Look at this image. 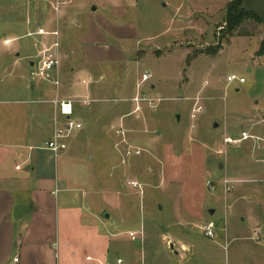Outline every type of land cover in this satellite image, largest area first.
Returning <instances> with one entry per match:
<instances>
[{"label":"rangeland","instance_id":"rangeland-1","mask_svg":"<svg viewBox=\"0 0 264 264\" xmlns=\"http://www.w3.org/2000/svg\"><path fill=\"white\" fill-rule=\"evenodd\" d=\"M52 1L0 0V40L18 38L13 46L23 59L17 74L49 91V83L30 77L35 49L26 34L54 28ZM81 1L83 15L96 8L111 26L98 27L101 38L93 44L107 55L92 68L99 74L87 81L112 91L88 109L75 104L83 128L65 140L62 154L69 157L79 141L78 158L86 165L72 175L86 176L98 199L106 190L119 198L111 228L136 232L146 264H264V113L257 110L264 109V54L257 55L264 23L246 21L227 36L225 7L231 0ZM77 2L59 15L65 72L84 61L89 28L71 14ZM143 72L151 75L144 95L161 101L154 110L141 105L131 115L129 100ZM230 75L245 83L228 84ZM196 97L203 111L191 120ZM22 98H11V106H30ZM94 105L99 116L89 126L85 117ZM242 133L248 138L238 142ZM225 138L237 143L226 145ZM207 222L215 225L213 239L200 230ZM121 239L127 241V233Z\"/></svg>","mask_w":264,"mask_h":264},{"label":"crops","instance_id":"crops-1","mask_svg":"<svg viewBox=\"0 0 264 264\" xmlns=\"http://www.w3.org/2000/svg\"><path fill=\"white\" fill-rule=\"evenodd\" d=\"M94 9H89L90 16L83 15L85 7L81 0L72 9L75 19L82 17L89 29L83 40V63L68 72L63 71L61 63L57 91L61 100L79 96L94 98L101 104L103 100L99 99H106V94L112 91L106 85L85 87L81 84L83 79L99 74L92 68L103 63L107 55L104 48L93 44L101 38L98 27L108 25ZM65 13L66 10H62L61 19ZM135 31L129 32L135 37ZM248 38L241 41L244 43ZM5 40L11 42L4 45ZM17 40H0V97L4 99L0 101L4 107L0 109V264H11L13 258H18L20 264H146L143 249L135 242L136 232L111 228V211L119 198L106 190L98 199L86 176L72 175L86 165L78 158L83 153L81 142L75 144L76 149L69 157L62 154L63 151L54 157L46 149L53 132L54 111L50 102L56 91L51 84L49 91L45 86L25 81L23 74H17L16 68L23 61L13 46ZM60 44L61 58H64L62 41ZM260 60L264 62V56ZM32 63L30 59L29 73ZM245 68L247 73L252 72L248 66ZM100 74L103 73L100 71ZM119 89L116 93L122 94L123 90ZM16 95L30 106L13 108L10 99ZM94 106L85 117L89 126L97 124L99 107ZM78 108L74 105L75 118H78ZM260 109H257L259 114L264 113V109ZM58 121L61 127L65 118L58 117ZM72 160H75L74 167ZM16 205L30 207L19 221L12 218ZM99 206L103 209L97 210ZM124 233L128 235L125 242L121 239Z\"/></svg>","mask_w":264,"mask_h":264},{"label":"built area","instance_id":"built-area-1","mask_svg":"<svg viewBox=\"0 0 264 264\" xmlns=\"http://www.w3.org/2000/svg\"><path fill=\"white\" fill-rule=\"evenodd\" d=\"M74 0H53L50 4L51 11L53 13L52 23L53 29H46L39 27L34 31H30L26 34L28 38L33 40V47L35 49L34 60L30 72L31 79L40 80L51 84L55 91V97L51 100L53 106V132L49 142L46 143L45 147L49 150L54 157H57L60 151L65 150L66 145L64 141L72 136V133L78 132L82 129V123L80 120L74 117V105L77 103L82 109H88L96 100L89 97H82L78 101L73 100H61L57 95L58 88L60 86L59 81V69L61 66V35L59 29V15L61 9L64 6L71 5ZM26 24H30L29 19L26 20ZM11 41H4V45H8ZM151 79V75L148 72H143L135 86V94L129 100L133 106L131 115L140 113L141 105L146 106L150 110H154L157 104L161 101L160 99H151L144 95L143 87L148 84ZM92 81L83 80L81 84L88 87ZM228 84L237 82L242 85L245 83L244 78L230 75L226 77ZM201 99L196 97L194 99L193 109L190 115L191 120L196 119V115L202 113L203 108L200 105ZM58 117L65 118L64 124L60 127ZM248 136L245 133L241 134L239 141L247 140ZM237 141L230 138L224 139V144H236ZM135 154H139L138 151ZM228 180H223L224 187L229 185ZM131 187H138L135 183H129ZM206 186L213 189L211 183L207 182ZM203 235L208 239H213L215 225L212 222H207L200 229ZM130 237H134L135 234H129ZM119 263V261H118ZM11 264H20L18 258H13Z\"/></svg>","mask_w":264,"mask_h":264},{"label":"trees","instance_id":"trees-1","mask_svg":"<svg viewBox=\"0 0 264 264\" xmlns=\"http://www.w3.org/2000/svg\"><path fill=\"white\" fill-rule=\"evenodd\" d=\"M242 0H231L225 7V32L231 36L244 22L254 21L257 24L263 23L256 15L245 13L241 9ZM264 54V42L261 43L257 55Z\"/></svg>","mask_w":264,"mask_h":264},{"label":"water","instance_id":"water-1","mask_svg":"<svg viewBox=\"0 0 264 264\" xmlns=\"http://www.w3.org/2000/svg\"><path fill=\"white\" fill-rule=\"evenodd\" d=\"M241 9L245 13H250L256 15L263 23H264V0H242L241 1ZM92 11L95 9L92 8ZM217 125H214V128H216ZM222 165L218 164V169H221ZM30 211L29 206H22V205H16L13 209L12 218L14 221H19L24 214L28 213ZM212 210L209 211V214H212ZM107 217V216H105Z\"/></svg>","mask_w":264,"mask_h":264}]
</instances>
